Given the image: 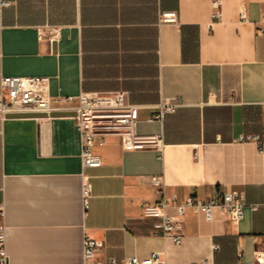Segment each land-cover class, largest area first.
<instances>
[{"label":"crops","instance_id":"1","mask_svg":"<svg viewBox=\"0 0 264 264\" xmlns=\"http://www.w3.org/2000/svg\"><path fill=\"white\" fill-rule=\"evenodd\" d=\"M7 1L0 92L3 75L40 76L51 96L49 112L0 116L10 264H83L85 235L105 244L97 261L159 252L168 264H264V143L238 140L264 137V0H222L219 20L215 0ZM166 12L176 21L165 22ZM117 91L138 107V131L162 135V146L126 150L107 136L94 146L102 166L84 169L78 101L59 99ZM171 99L181 106L151 121ZM83 173L92 183L87 209ZM154 175L180 201L238 190L244 218L188 211L181 244L156 236L142 213L161 200Z\"/></svg>","mask_w":264,"mask_h":264},{"label":"built area","instance_id":"2","mask_svg":"<svg viewBox=\"0 0 264 264\" xmlns=\"http://www.w3.org/2000/svg\"><path fill=\"white\" fill-rule=\"evenodd\" d=\"M10 5L7 0H0V9ZM222 0L213 3V17L222 18ZM241 18L246 19V9L243 8ZM165 22H175L176 14H163ZM264 22V14H263ZM264 33V28L260 29ZM43 36V33L40 34ZM47 77L2 76L0 92V116L36 114L50 111L51 96L47 91ZM63 103L78 101L75 107V117L82 135L81 160L83 168H98L102 166L101 157L95 153L96 142L102 143L107 136H117L123 141L126 150L160 148L163 143L162 135L140 133L139 120L136 112L138 107L128 102L125 92L110 93L81 92L78 96H66L59 99ZM181 106L179 99H171L157 105L150 117L151 121L163 120L165 115L173 113ZM239 141H254L259 145L264 143L260 135H242ZM155 192L161 196L157 203L143 205V217L154 219V234L179 245L184 239L185 215L188 211L196 215H203L212 220L215 212L227 216L231 222L239 223L244 218V209L248 205L242 192L231 189L213 197L189 196L180 201L176 193L168 194L161 176L154 175L150 179ZM92 196V183L89 175L83 173L82 200L84 208L88 207V200ZM175 209V213H170ZM105 244L101 240L88 235L83 237V264H168L166 257L154 252L146 260L137 257H127L123 260L110 257L105 261H97L98 255L104 250ZM214 250L219 248L213 246ZM0 264H10L7 252V226L4 221V207L0 205ZM203 264H207L204 262Z\"/></svg>","mask_w":264,"mask_h":264}]
</instances>
